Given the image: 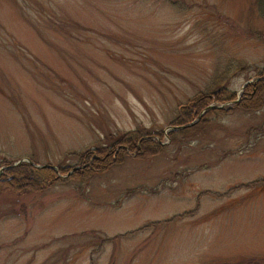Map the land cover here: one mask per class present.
Instances as JSON below:
<instances>
[{
    "label": "rangeland",
    "instance_id": "1",
    "mask_svg": "<svg viewBox=\"0 0 264 264\" xmlns=\"http://www.w3.org/2000/svg\"><path fill=\"white\" fill-rule=\"evenodd\" d=\"M263 67L264 0H0V175L164 133L88 181L0 188V264H264V107L168 135L179 105L238 99Z\"/></svg>",
    "mask_w": 264,
    "mask_h": 264
},
{
    "label": "trees",
    "instance_id": "2",
    "mask_svg": "<svg viewBox=\"0 0 264 264\" xmlns=\"http://www.w3.org/2000/svg\"><path fill=\"white\" fill-rule=\"evenodd\" d=\"M260 79L248 83L238 102L236 92L226 91L221 88L217 91H202L190 98L188 102L179 105L178 113L172 125H186L197 119L205 110V113L195 125L183 128V132L189 133L193 128L200 129L207 116L217 111L231 113L235 107L245 111H257L264 107V67L259 70ZM236 102L233 107L208 108L212 103ZM208 108V109H207ZM175 130L169 132L172 140ZM111 137V138H110ZM107 139L111 142L91 146L84 151L72 152L69 155L77 158V163L65 165L63 161L59 164L58 170L53 167L35 168L30 163H19L8 167L3 175H0V188L16 194H24L29 191H44L59 181L68 179L88 181L97 174L108 171L113 165L125 161L127 156L137 159L148 160L163 152V132H147L146 135L140 130H127L120 135H110ZM105 139V140H107ZM4 162V161H3ZM12 165V164H11ZM78 166L68 178V174L74 167ZM30 172V173H29Z\"/></svg>",
    "mask_w": 264,
    "mask_h": 264
},
{
    "label": "water",
    "instance_id": "3",
    "mask_svg": "<svg viewBox=\"0 0 264 264\" xmlns=\"http://www.w3.org/2000/svg\"><path fill=\"white\" fill-rule=\"evenodd\" d=\"M43 167H46V166H43ZM52 167H54L55 169H57V166H52Z\"/></svg>",
    "mask_w": 264,
    "mask_h": 264
}]
</instances>
